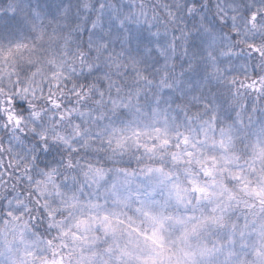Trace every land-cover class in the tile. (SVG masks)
<instances>
[{"label":"clouds","instance_id":"clouds-1","mask_svg":"<svg viewBox=\"0 0 264 264\" xmlns=\"http://www.w3.org/2000/svg\"><path fill=\"white\" fill-rule=\"evenodd\" d=\"M0 264H264V0H0Z\"/></svg>","mask_w":264,"mask_h":264}]
</instances>
